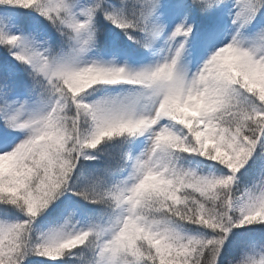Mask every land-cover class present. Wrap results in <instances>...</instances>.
Masks as SVG:
<instances>
[{
  "label": "snow or ice",
  "instance_id": "6c2138e0",
  "mask_svg": "<svg viewBox=\"0 0 264 264\" xmlns=\"http://www.w3.org/2000/svg\"><path fill=\"white\" fill-rule=\"evenodd\" d=\"M0 264H264V0H0Z\"/></svg>",
  "mask_w": 264,
  "mask_h": 264
}]
</instances>
